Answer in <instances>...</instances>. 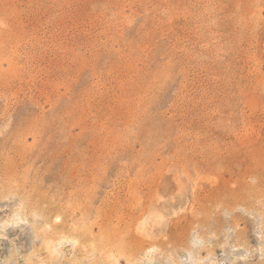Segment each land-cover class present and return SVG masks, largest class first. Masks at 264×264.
I'll use <instances>...</instances> for the list:
<instances>
[{
    "label": "rangeland",
    "instance_id": "1",
    "mask_svg": "<svg viewBox=\"0 0 264 264\" xmlns=\"http://www.w3.org/2000/svg\"><path fill=\"white\" fill-rule=\"evenodd\" d=\"M0 264H264V0H0Z\"/></svg>",
    "mask_w": 264,
    "mask_h": 264
},
{
    "label": "bare ground",
    "instance_id": "2",
    "mask_svg": "<svg viewBox=\"0 0 264 264\" xmlns=\"http://www.w3.org/2000/svg\"><path fill=\"white\" fill-rule=\"evenodd\" d=\"M60 218V217H59ZM49 227V226H48ZM50 243V242H49ZM57 248V247H56Z\"/></svg>",
    "mask_w": 264,
    "mask_h": 264
}]
</instances>
